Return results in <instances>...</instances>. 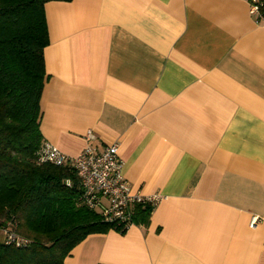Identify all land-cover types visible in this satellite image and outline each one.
<instances>
[{
	"label": "crops",
	"instance_id": "0c3cea01",
	"mask_svg": "<svg viewBox=\"0 0 264 264\" xmlns=\"http://www.w3.org/2000/svg\"><path fill=\"white\" fill-rule=\"evenodd\" d=\"M45 11V143L76 157L93 131L98 150L119 145L134 191L163 196L148 224L89 235L66 264H264V20L250 0Z\"/></svg>",
	"mask_w": 264,
	"mask_h": 264
},
{
	"label": "trees",
	"instance_id": "16d2710c",
	"mask_svg": "<svg viewBox=\"0 0 264 264\" xmlns=\"http://www.w3.org/2000/svg\"><path fill=\"white\" fill-rule=\"evenodd\" d=\"M53 1L72 0H0V264H66L89 235L127 231L85 206L73 167L41 161L45 6ZM259 9L264 17V0ZM152 211L138 206L135 225ZM10 234L23 243H9Z\"/></svg>",
	"mask_w": 264,
	"mask_h": 264
},
{
	"label": "built area",
	"instance_id": "2783aa9c",
	"mask_svg": "<svg viewBox=\"0 0 264 264\" xmlns=\"http://www.w3.org/2000/svg\"><path fill=\"white\" fill-rule=\"evenodd\" d=\"M250 13L257 21L264 20L260 14L259 0H250ZM86 140V148L76 157L68 156L56 146L46 144L41 151V161L73 167L81 181L85 206L99 211L106 222L128 230L135 225L134 215L138 206H150L154 209L163 200V196H145L141 191L133 190L124 176L119 145L98 150L94 146L97 136L93 131L87 132ZM256 222V219L252 222L253 226ZM8 242L18 245L23 243L14 234L8 236Z\"/></svg>",
	"mask_w": 264,
	"mask_h": 264
}]
</instances>
